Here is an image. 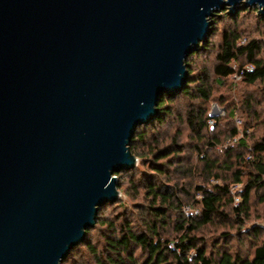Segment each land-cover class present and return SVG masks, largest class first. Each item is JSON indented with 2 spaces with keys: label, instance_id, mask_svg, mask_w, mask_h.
<instances>
[{
  "label": "water",
  "instance_id": "1",
  "mask_svg": "<svg viewBox=\"0 0 264 264\" xmlns=\"http://www.w3.org/2000/svg\"><path fill=\"white\" fill-rule=\"evenodd\" d=\"M264 0H0V264H62L214 18Z\"/></svg>",
  "mask_w": 264,
  "mask_h": 264
},
{
  "label": "trees",
  "instance_id": "2",
  "mask_svg": "<svg viewBox=\"0 0 264 264\" xmlns=\"http://www.w3.org/2000/svg\"><path fill=\"white\" fill-rule=\"evenodd\" d=\"M238 40L234 32L224 34L213 69L215 76L220 80L229 78L235 73L231 64L245 56L254 66L253 72H241L245 82L254 85L264 81V64L256 60L258 47L254 42L240 47ZM196 55L198 52L187 60L189 79L180 93L188 104L184 115L179 113L178 117L176 114L179 125L183 124L189 131L191 142L183 143L181 129L169 141L165 140L168 139L167 134L159 132L166 118L174 114L172 106L178 95L172 99L163 97L158 106V117L147 127L138 128L130 145L131 152L142 160V168L149 166L150 174L131 169L116 175L120 177L123 173L133 172L131 186L136 198L143 192L146 204L140 208L137 220L125 213L111 219L101 214L103 207L100 209L95 226L105 227L108 231L101 235L103 244L96 246L89 241L94 227L87 230L85 240L80 244L88 249L94 264H264V242L256 248L252 258L222 248L214 251L216 255L212 256L207 240L202 237L209 226L230 222V218L235 219L240 228L244 226L251 211V193L264 188V138L255 142L254 158L249 160L244 157V151L234 157L230 148L224 153V158L215 155L221 141L219 137L206 133L209 117L204 108L213 97L214 87L207 70L194 75L190 59ZM237 135V130L233 129L232 138ZM239 142L248 149L245 141ZM141 146L143 153L139 151ZM139 173L141 179H137ZM145 176L148 177L144 180ZM246 177L248 181L241 204L235 207L231 186L242 184ZM197 179L200 184H196ZM120 181L118 178V190ZM259 202L264 206V192L259 195ZM187 204L199 212H185ZM169 234L172 240L165 236ZM76 248L62 264H68ZM136 250L142 253L143 260L136 257ZM70 264H76V261Z\"/></svg>",
  "mask_w": 264,
  "mask_h": 264
},
{
  "label": "rangeland",
  "instance_id": "3",
  "mask_svg": "<svg viewBox=\"0 0 264 264\" xmlns=\"http://www.w3.org/2000/svg\"><path fill=\"white\" fill-rule=\"evenodd\" d=\"M259 10H263V7L258 4L246 7L240 4L235 13L229 14V7H226L214 18L212 32L206 45L198 51V55L190 59L194 75L199 74L201 70H207L214 87L211 101L204 106L209 117V127L206 133L209 136L219 137L221 144L216 147L214 153L217 156H221V158H224V153L229 148L233 150L234 157L244 151L246 160L254 158V144L264 138V81L250 85L245 82L242 75V71L244 70L253 72L254 66L243 56L231 64L235 73L229 78L220 80L215 76L213 71L216 65V56L226 32H234L239 37L237 45L240 47H247L254 42L258 47L256 60L264 64V14H260ZM175 99L174 106H172L174 114L166 118L165 125L160 129L157 125L153 127H156L155 129L158 128L161 134H167L168 139H165L167 141L170 140L171 136L178 129H181L183 131V143H190L189 131L185 126H182L183 124L179 125L176 115L178 114V117L179 113L184 115L185 107L188 104L187 100L185 97L180 96V94ZM149 129L151 132V128ZM233 129H236L238 133L235 138L231 136ZM239 140L245 141L248 149L242 147ZM139 151L141 153L144 152L142 146ZM194 159L196 162L198 161L197 156ZM142 163V160L138 159V163L134 168L135 172L139 171L149 175V166L146 165L144 169L142 168ZM133 175V172L123 173L120 177H117L121 180L120 198L115 203L101 209L100 212L103 216L112 219L115 215L125 213L126 216L132 215L131 218L137 220L140 208L146 203L142 198V191L139 193L141 196L136 198L130 183ZM147 177L145 176L144 180ZM137 179H141L140 173L137 174ZM247 181L246 177L242 184L231 186L235 207L241 204V196L243 195ZM200 183L201 181L197 179L196 184ZM263 192L264 188L259 192L253 191L251 193V211L248 219L244 222V226L240 228V225L234 221L235 219L230 218V222H218L213 226H209L203 235L201 234L207 240V247L212 256L216 255L214 251L222 248L224 250L231 249L234 253H239L243 257H253L256 248L264 242V206L259 202V195ZM192 207L191 204H187L184 211L188 213L199 212L198 209H193ZM107 233L108 231L105 227L97 225L93 228L88 239L96 246H99L103 244L101 235ZM165 236L168 239H173L170 238V234L169 236ZM71 255L68 264L71 261H76V264H94V260L90 256L88 249L83 245L77 246ZM135 255L140 260L144 259L139 250H136Z\"/></svg>",
  "mask_w": 264,
  "mask_h": 264
}]
</instances>
